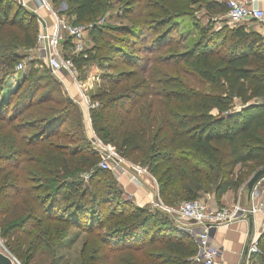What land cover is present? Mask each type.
Wrapping results in <instances>:
<instances>
[{
	"label": "trees",
	"instance_id": "16d2710c",
	"mask_svg": "<svg viewBox=\"0 0 264 264\" xmlns=\"http://www.w3.org/2000/svg\"><path fill=\"white\" fill-rule=\"evenodd\" d=\"M58 1H64L70 9L74 24L97 21L111 5L110 0H52ZM226 1L126 0L123 11L140 16L142 9H146L143 19L127 26L91 25L93 47L72 56L77 68L117 57L132 61L134 56L125 44L111 42L112 31L121 35L116 38L119 42L133 38L134 44L154 36L151 45L142 47L159 48L165 46L162 40L169 45L177 40L174 36L185 37L179 34L184 27L179 19L189 17L198 37L173 57L177 65L190 70L197 83L192 85L180 78L166 81L164 104L168 107L154 124H146V115H133L123 131L110 128L104 111L124 106L128 99L119 96L102 102L104 97L98 92L93 99L99 101V107L90 109L91 126L97 137L105 144L113 142L127 160L142 158L140 165L154 177L159 197L170 207L206 195L218 200L228 190L237 192L264 166V44L260 34L220 18L227 11ZM12 3L0 0V50H11L15 45L13 38L9 42L3 36L6 28L16 29L22 35L25 48H34L38 18L19 4L12 8ZM196 3L205 6V25L194 16ZM14 38L19 39L17 35ZM13 57L18 58L15 54ZM32 75L29 71L7 100L0 88V120H6L15 136L22 130L35 129L27 136L26 145L44 148L46 159L59 176L40 185L39 189L46 194L35 195L37 209L26 210L28 206L13 202V209L0 219V237L6 241L5 246L28 264L19 248H13L11 238L23 241L33 236L39 241L37 246L48 247L49 243L55 244L52 238L61 243L72 230L74 240L85 233V244L93 238L99 245L83 252L82 264H104V260H111L109 264H189L197 249L191 234L174 225L169 214L140 207L123 197L113 179L102 180L111 171L97 166L99 154L84 138L83 127L74 126L76 129L68 132L63 122L69 117L68 110L56 114L55 110L44 108L43 111L56 115L42 114V118L31 122L14 124L19 114L50 100L44 96L34 99ZM28 80L32 82L30 89L22 92ZM101 91L106 95V90ZM11 103L12 113L7 114ZM68 104L72 105V100ZM128 111L131 109L124 112ZM77 121L81 122L80 118ZM8 138L11 137L0 136L2 141ZM18 139L23 144L18 136L14 141ZM55 139H63V143ZM8 163L0 165V204L13 196L9 191L14 196L25 192L23 187L13 184V165ZM257 244L258 252L251 254L250 264H264V232ZM135 254L140 257L134 259Z\"/></svg>",
	"mask_w": 264,
	"mask_h": 264
},
{
	"label": "rangeland",
	"instance_id": "374dc122",
	"mask_svg": "<svg viewBox=\"0 0 264 264\" xmlns=\"http://www.w3.org/2000/svg\"><path fill=\"white\" fill-rule=\"evenodd\" d=\"M26 1L27 7L25 8L27 10L31 12L35 11L45 16L49 22H51L49 13L54 11L59 18H62L65 22L76 25L73 22L74 17L69 13L70 9L66 6L64 1H58V3H53L52 0ZM110 1L111 5L105 16L98 18L97 21L93 23L86 22L81 24L86 28V31L82 40L81 51L75 52L74 55L93 47L94 42L90 35L91 25L107 24L110 25V27L127 26L132 22L134 23L135 20H141V17L143 19V14L146 12V9H142V15L131 16L123 11V8L126 6V0ZM17 4V2H13L11 7L13 8L14 6L15 8ZM204 7V5L199 3H196L194 6V16H196L197 21L202 25L206 24ZM179 20L183 22L182 25L184 26L181 27L182 31H180L179 34L181 36L184 35V38L181 39L180 36L176 35L174 36V39H177L176 41L174 40L175 42L166 45V41L162 40V45H165L164 47L149 48L147 50L142 46L151 45L154 42V36L147 37L141 43L134 44L135 40L133 38H130L128 42H126L125 39L119 42V39L116 38H120L121 35L112 31L111 42L125 44L126 50H129L134 56L132 57V61L122 60L121 57H117L116 59L104 63L90 62L83 65L81 68H77L78 71L74 77L68 73L50 72L44 58L38 51L37 41L35 40L36 44L34 48H25L22 35L17 34L18 32L16 29L6 28L3 32V36H6L9 42L13 38V44L15 45L11 46V50H3L2 48L0 50V88H3V99L7 100L8 94L16 90L21 80L29 74V71L33 73L31 80L34 82V87L32 89L34 99L38 100L43 96L47 99L50 98L49 101L47 100V102L37 105L36 108L31 106L33 109L29 108L27 112L19 114L14 124L31 122L34 118H42V114H44V116L50 114V117H53L59 114V112L62 113L68 110L70 113L69 117L63 121L68 126V132H70L71 128L76 129L75 127H83L84 138L90 141L91 146L95 149L96 145L93 141L94 136L97 137V135L91 126L90 109L99 107V101L93 99L98 92H100V97H104L102 102H105V100L113 96L128 99L124 106H118L111 110L108 108L107 111H104L107 124L110 128L117 127L118 131H123L125 129L124 127L129 124L128 119L133 115H146V124H154V121L161 116L163 109L168 107L164 104L166 81L180 78L182 81L191 82L192 85L197 83L195 78L190 75V70L182 64L177 65L178 63H176L177 61H175L176 59L173 57L175 54H178V52H182L188 48L192 44V38L194 40V38L196 39L198 37L197 32L190 25L189 17H183ZM41 29L40 24H38L37 35L41 32ZM16 35L19 39L14 38ZM67 40H69V42H66ZM72 50L73 40L67 37V39L61 43L60 54L62 56L72 57L74 56L71 55L73 53ZM14 51L17 53H13ZM14 54L18 57L16 60H13ZM19 63H21L23 67L21 70L17 69ZM30 84H32L30 80L24 83L21 91L24 92L30 89ZM102 89L106 90V95H102ZM58 98L65 103H61ZM69 100H72V105L68 104ZM12 106L13 103H11L7 114L12 113ZM44 108L51 109L52 111L55 110L56 114L43 111ZM126 109H131V111L124 112ZM78 118H80L81 121L79 123L77 121ZM5 122L6 120H0V136H10L13 138V141H11V138L5 141L0 139V165L4 166L9 164L8 162H11L13 165V184L16 186L20 185V187L24 188L25 192L18 193L14 196V192L9 191L13 196H11L10 199H6V202L0 204V219L13 209L14 201L19 202V205L23 204L24 208L28 206L26 210L35 207V209H37L38 207L36 205L38 200L35 198V195L43 197L46 194V191L39 189L40 185L49 178L59 176L56 168L46 159L44 148L26 145L27 136H30L35 129L22 130L19 135L16 134V136L23 141V144H21L19 139L14 141L16 136L10 133L11 128H9L7 126L8 124ZM121 122L126 125H120ZM64 125L62 127H64ZM22 138H25V140ZM54 141L63 143V139H55ZM106 145H109L115 152L120 154L113 142H108ZM129 161L142 164V158H138L137 160L132 158ZM110 173L108 176L104 175L106 177H102V180L109 181L113 179L122 189L118 179H116L112 172ZM122 193L123 197L132 200L127 192L124 193L122 190ZM3 196L5 200L6 194H3ZM181 202L182 201H180L175 208H177ZM170 217L173 219L174 225L181 229L180 226H183V221L176 214H170ZM85 236L86 234L82 233L80 237L78 235L76 236L77 239L74 240L75 231L73 232L70 230L61 243L58 239L52 238L51 242H55V244L49 243L50 245H48V247L37 246V242L39 241L33 239V236L25 237L23 241H20V238L17 239L13 237L10 239V243L13 245V248H19V253H21V255L23 254L24 258L28 260V264H82L80 257L83 255V252H89L90 247L94 248L99 246L97 241L93 238H90L87 244H85ZM191 237L194 239L192 235ZM31 241H33V243H31ZM57 242L60 244L58 247L56 246ZM5 244L6 241L0 237V251L10 256L13 260V264H24L20 260V257L18 258L15 256L14 252H11ZM104 255L106 256V253ZM139 257L140 255L138 254L133 255L134 259H138ZM110 261L111 260H104L102 262H104V264H109Z\"/></svg>",
	"mask_w": 264,
	"mask_h": 264
},
{
	"label": "built area",
	"instance_id": "2783aa9c",
	"mask_svg": "<svg viewBox=\"0 0 264 264\" xmlns=\"http://www.w3.org/2000/svg\"><path fill=\"white\" fill-rule=\"evenodd\" d=\"M17 2L20 6L27 7L26 0H8ZM227 17L230 25L240 24L245 20H264V11L258 7L257 0H227ZM38 22L41 32L36 37L37 48L45 60L47 68L52 73H68L71 76L77 74V67L71 56L60 54L61 43L70 37L73 40V53L81 51L82 40L86 28L81 24H69L53 11L49 13V22L45 16L40 15ZM81 43V44H80ZM21 70L22 64L17 65ZM79 86V85H78ZM95 150L99 154L98 167L111 171L116 177H126L137 186L142 185L141 177L147 176L155 181L145 166L130 162L125 157L115 152L109 145L103 143L94 136ZM92 142V143H93ZM87 178V175H84ZM208 196V195H206ZM150 210H160L167 214H176L182 221L181 229L187 231L194 237L196 252L190 257V264H218L221 256V249L213 244L210 232L212 229L231 224L247 214L260 215V230L264 232V204L254 202L251 206H243L239 200L232 206H212L205 196L191 200L182 201L177 208L164 204L159 195L150 200ZM258 241V240H257ZM257 241H252L248 247L250 253L258 252Z\"/></svg>",
	"mask_w": 264,
	"mask_h": 264
},
{
	"label": "crops",
	"instance_id": "0c3cea01",
	"mask_svg": "<svg viewBox=\"0 0 264 264\" xmlns=\"http://www.w3.org/2000/svg\"><path fill=\"white\" fill-rule=\"evenodd\" d=\"M257 5L264 11V0H257ZM220 18L228 20L226 12ZM242 24L249 32H256L261 35L264 44V20H245ZM116 177V176H115ZM122 190L128 193L133 202L140 207H148L150 200L157 197L158 188L156 181L147 176L141 177L142 185L137 186L126 177H116ZM212 206H232L239 200L243 206H251L258 201L264 204V177L259 180L249 193L246 185L237 192L226 191L217 200L212 195L205 196ZM262 235L260 230V215L247 214L245 217L228 225H221L211 230L210 237L216 246L221 249V256L218 264H250L248 247L252 241H257Z\"/></svg>",
	"mask_w": 264,
	"mask_h": 264
},
{
	"label": "water",
	"instance_id": "95a60500",
	"mask_svg": "<svg viewBox=\"0 0 264 264\" xmlns=\"http://www.w3.org/2000/svg\"><path fill=\"white\" fill-rule=\"evenodd\" d=\"M32 14L37 17L39 20L40 16L38 13H36L35 11H32ZM264 177V166L259 168L258 170H256L247 180L246 182V187L249 191V193L252 191L254 185L261 180ZM0 264H13V260L11 259V257L9 255H7L6 253L0 251Z\"/></svg>",
	"mask_w": 264,
	"mask_h": 264
}]
</instances>
